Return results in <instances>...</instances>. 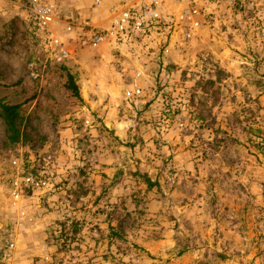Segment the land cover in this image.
I'll list each match as a JSON object with an SVG mask.
<instances>
[{"label": "rangeland", "instance_id": "obj_1", "mask_svg": "<svg viewBox=\"0 0 264 264\" xmlns=\"http://www.w3.org/2000/svg\"><path fill=\"white\" fill-rule=\"evenodd\" d=\"M25 1H0V99L31 133L4 146L0 119V264H264V0L200 1L191 39L183 25L136 47L63 37L68 60L36 42Z\"/></svg>", "mask_w": 264, "mask_h": 264}, {"label": "built area", "instance_id": "obj_2", "mask_svg": "<svg viewBox=\"0 0 264 264\" xmlns=\"http://www.w3.org/2000/svg\"><path fill=\"white\" fill-rule=\"evenodd\" d=\"M165 1L116 0L117 4L109 11L108 24L102 27L94 25L89 19L63 18L55 0H26L22 8L26 13L34 39L47 57L68 60L69 45L63 37L73 39L78 49H97L104 44L136 47L144 40L169 34L170 30L174 31V28H177L176 26L183 25L185 37L191 39L201 25L202 16L198 3L202 0H172L176 6H180L179 12L175 15L165 13ZM227 2L240 10L250 9V0H227ZM95 4L101 6L102 0H95ZM168 17H174V22H170ZM56 24H63L60 35L54 30ZM139 76L132 80L131 89L126 92L128 99L142 95L137 80ZM24 174L22 182L26 187L35 189L46 186V183L37 179L33 173ZM13 196L18 198V192H15Z\"/></svg>", "mask_w": 264, "mask_h": 264}, {"label": "trees", "instance_id": "obj_3", "mask_svg": "<svg viewBox=\"0 0 264 264\" xmlns=\"http://www.w3.org/2000/svg\"><path fill=\"white\" fill-rule=\"evenodd\" d=\"M66 88L71 90L73 95H79L71 76H68ZM0 119L3 121L4 125V146H13L15 144L27 142L30 139L31 133H28L26 130L28 127L26 125L24 126L21 105L6 104L0 99ZM29 131L33 132L34 130L31 129ZM151 185L152 184L148 182V186L150 187Z\"/></svg>", "mask_w": 264, "mask_h": 264}, {"label": "crops", "instance_id": "obj_4", "mask_svg": "<svg viewBox=\"0 0 264 264\" xmlns=\"http://www.w3.org/2000/svg\"><path fill=\"white\" fill-rule=\"evenodd\" d=\"M106 1V0H104ZM67 3H71V5H75L76 8L85 7L87 8L84 12L88 15H91L92 18H88L94 25L96 26H106L108 24V19H102L100 16L104 15L103 8L101 6H97L95 4V0H66ZM94 4V8H92L91 4ZM103 3V0H102ZM18 9V5H15ZM25 13V11H24ZM106 14V13H105ZM26 15V13H25ZM63 24L54 25V30L57 34H61Z\"/></svg>", "mask_w": 264, "mask_h": 264}]
</instances>
